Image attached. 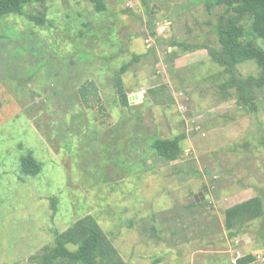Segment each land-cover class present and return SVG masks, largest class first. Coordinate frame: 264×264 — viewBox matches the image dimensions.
<instances>
[{
  "label": "rangeland",
  "instance_id": "1",
  "mask_svg": "<svg viewBox=\"0 0 264 264\" xmlns=\"http://www.w3.org/2000/svg\"><path fill=\"white\" fill-rule=\"evenodd\" d=\"M213 2L107 0L99 13L90 0H48L0 20V264H44L34 254L87 214L127 264H236L251 252L250 264H264L263 219L235 235L225 225L226 208L264 200V88L256 113L224 100L208 51L170 45L220 46L215 24L226 7ZM40 11L51 24L30 19ZM125 62L129 106L113 84ZM238 68L259 72L253 60ZM90 79L102 111L80 95ZM163 83L169 105L148 95ZM183 133L177 160L150 145ZM28 153L39 175L23 173Z\"/></svg>",
  "mask_w": 264,
  "mask_h": 264
},
{
  "label": "trees",
  "instance_id": "2",
  "mask_svg": "<svg viewBox=\"0 0 264 264\" xmlns=\"http://www.w3.org/2000/svg\"><path fill=\"white\" fill-rule=\"evenodd\" d=\"M46 1L48 0H0V20L11 13H22L26 3ZM90 2L99 13L108 8L107 0ZM213 3L226 7L215 24L220 46L215 47L210 43L188 45L182 40H174L170 45H178L185 51L206 49L211 60L220 67L216 81L220 77L218 91L221 97L224 100L235 99L240 105L256 113L257 90L264 88V0H214ZM47 16L46 11L29 15L32 21L40 25L51 24ZM152 32L155 34L156 29H152ZM139 59L140 56L134 54L133 60ZM248 60L257 63V75L244 76L238 68L241 62ZM129 65L130 62H125L113 78L122 104L126 106L131 104L128 91L124 87L123 74L127 72ZM79 92L87 108H97L98 111L104 109L102 93L94 79L84 81L79 86ZM148 95L160 104L169 105L174 100L166 83L148 88ZM130 109L134 111V107ZM185 138L186 133L175 137L156 136L151 139L150 145L159 157L174 161L180 156L181 141ZM21 167L27 176H36L42 171L41 162L32 153L21 158ZM56 203L53 199L52 206L56 207ZM260 218L264 222V200L261 195L252 196L225 209V225L231 235L237 234L247 222ZM34 257H40L44 264H127L113 240L92 214L77 219L65 230H57L54 241L45 245ZM257 260V255L251 252L237 257L235 262L250 264Z\"/></svg>",
  "mask_w": 264,
  "mask_h": 264
},
{
  "label": "water",
  "instance_id": "3",
  "mask_svg": "<svg viewBox=\"0 0 264 264\" xmlns=\"http://www.w3.org/2000/svg\"><path fill=\"white\" fill-rule=\"evenodd\" d=\"M139 94H134L133 97H138ZM143 95V94H141ZM132 98V96H130V99ZM205 194H200V195H196V200L199 201L200 199H205L206 197H210V193L208 191V189L205 190L204 192Z\"/></svg>",
  "mask_w": 264,
  "mask_h": 264
}]
</instances>
